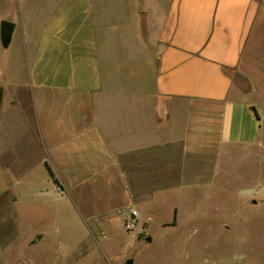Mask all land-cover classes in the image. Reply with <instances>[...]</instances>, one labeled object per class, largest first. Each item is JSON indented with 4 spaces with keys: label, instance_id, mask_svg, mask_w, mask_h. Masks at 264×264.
Returning <instances> with one entry per match:
<instances>
[{
    "label": "crops",
    "instance_id": "obj_1",
    "mask_svg": "<svg viewBox=\"0 0 264 264\" xmlns=\"http://www.w3.org/2000/svg\"><path fill=\"white\" fill-rule=\"evenodd\" d=\"M143 1L148 27L127 0H0V199L21 223L136 211L150 242L167 198L166 226L199 219L230 155L262 163L264 0Z\"/></svg>",
    "mask_w": 264,
    "mask_h": 264
},
{
    "label": "rangeland",
    "instance_id": "obj_2",
    "mask_svg": "<svg viewBox=\"0 0 264 264\" xmlns=\"http://www.w3.org/2000/svg\"><path fill=\"white\" fill-rule=\"evenodd\" d=\"M127 6V14L148 27L146 3L127 0ZM227 159L213 199L202 204L204 216L166 226L173 219L169 197L164 213L149 222L150 242L147 232L134 238L139 230L128 231L121 222L104 233L79 219L52 222L31 214L21 223L18 206L3 197L0 264H264V154L262 163L240 151Z\"/></svg>",
    "mask_w": 264,
    "mask_h": 264
},
{
    "label": "water",
    "instance_id": "obj_3",
    "mask_svg": "<svg viewBox=\"0 0 264 264\" xmlns=\"http://www.w3.org/2000/svg\"><path fill=\"white\" fill-rule=\"evenodd\" d=\"M15 29V24L11 21L4 20L1 26V41L4 47H8L13 38V32ZM127 264H133V260H128Z\"/></svg>",
    "mask_w": 264,
    "mask_h": 264
},
{
    "label": "built area",
    "instance_id": "obj_4",
    "mask_svg": "<svg viewBox=\"0 0 264 264\" xmlns=\"http://www.w3.org/2000/svg\"><path fill=\"white\" fill-rule=\"evenodd\" d=\"M139 225V218L136 211H131L127 220L125 221V228L128 231H134Z\"/></svg>",
    "mask_w": 264,
    "mask_h": 264
},
{
    "label": "trees",
    "instance_id": "obj_5",
    "mask_svg": "<svg viewBox=\"0 0 264 264\" xmlns=\"http://www.w3.org/2000/svg\"><path fill=\"white\" fill-rule=\"evenodd\" d=\"M49 172H50V176L54 179V181H55L57 184H59L58 179L56 178L54 172H53L50 168H49Z\"/></svg>",
    "mask_w": 264,
    "mask_h": 264
}]
</instances>
